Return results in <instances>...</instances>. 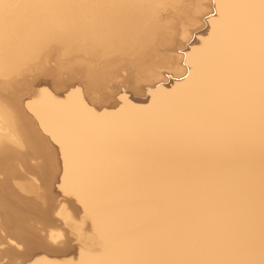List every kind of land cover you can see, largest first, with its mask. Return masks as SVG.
<instances>
[{
    "label": "bare ground",
    "instance_id": "6f19581e",
    "mask_svg": "<svg viewBox=\"0 0 264 264\" xmlns=\"http://www.w3.org/2000/svg\"><path fill=\"white\" fill-rule=\"evenodd\" d=\"M203 1L0 0V264H264V0Z\"/></svg>",
    "mask_w": 264,
    "mask_h": 264
},
{
    "label": "rangeland",
    "instance_id": "374dc122",
    "mask_svg": "<svg viewBox=\"0 0 264 264\" xmlns=\"http://www.w3.org/2000/svg\"><path fill=\"white\" fill-rule=\"evenodd\" d=\"M203 2H207V1L205 0V1H203ZM192 29H194V26H189V27H188V30H192ZM179 40H182V37H179V38L177 39V41H179ZM177 41H176V42H177ZM54 60H55V59L52 58L51 62H52L53 64H52V63L50 64V62H49V64H50L49 66H51V65H52V66L56 65L55 68H56V71H57V72L55 71V68H53V67L51 66V68H52V73H57V74H58L57 76L62 75V76L64 77L63 79H67V80L69 79V80H70V77H71V76L67 78V73H64V74H63V72H65V71L61 72V70H62V69H61V66L59 67V64L54 63ZM55 62H56V61H55ZM160 68L162 69V71L164 70V71H163L164 73H165V72H166V73H170V72H167V71H170L169 68H168L169 70L167 69V67H161V66H160ZM163 68H164V69H163ZM165 68L167 69V71H165ZM59 69H60V70H59ZM161 69H160V70H161ZM53 70H54L55 72H53ZM130 70H131L132 72H130ZM126 71H127L128 73H130V74H126V73H127ZM133 71H134V70L129 69V68H127L125 71H124V70H120V72L118 73V75H119V76L122 75V76H121L122 78L120 77V79H121L120 81H122V82H120L119 79L116 80L117 78H116L115 80L113 79V80L110 82V83L112 84L113 81H114L113 86H112L111 84H108V83H107V84L105 85V87H103L102 89H98L99 92H98V91H97V92L95 91L94 93L91 92V93H92V94H91V97H90V95H88L89 97H88V96H85V97L88 98V99H92V100L94 99V102H97L98 105H101L102 103L104 104V102H105V103H108V102L110 103V101L115 100V99H116V97H115L116 95H115V94H117L116 92H118L121 88L126 89V90L128 91L127 93H129V92L131 91V92L129 93V95H131V96H139L140 93L142 94V92H143V95H144L145 92H144V88H143V87L146 86L147 83L144 82L145 80H144V81H143V80H142V81H141V80H138V78H137L136 75H135V71H134V72H133ZM28 72H29L28 74H32V73H34L35 71L33 72L32 69H30ZM171 72H172V71H171ZM34 74H35V73H34ZM34 74H32L33 76L27 75V76H29V78H31V79H30L31 81H30L29 78H28V81H30V83L33 84L34 81H35V82L37 81L36 83L38 84V86H40V84H41V83L43 84L44 81L47 82V83L44 82V83H46L45 85H44V84H43V85L41 84L42 87L40 86V88H37V86H36L37 84L34 83V84H33V85H34L33 88L36 89V90H38V91H39L40 89L43 90V89H45V88H47V87L50 86V88L52 87V91H51L50 88H48V89H49L52 93L54 92L55 94H57V93H58V89H59V88H58V87H59L58 85L62 84L61 87L63 86V88H65V87H64V83L67 84V82H66L67 80L62 81V78H61L62 76H60V78H59V79H61V81H62V83H60V84L57 83V79H58V77H56V76L54 77V78H56V85H55V83H53V81H54V78H53V77H50V76H46V77H45V76H43L42 74H40L39 71H38V72L36 71V75H34ZM54 75H55V74H54ZM124 75H125V76H124ZM127 75H129V76H127ZM133 75H134V76H133ZM65 76H66V78H65ZM68 76H69V75H68ZM36 77H37V79H36ZM72 77H73V79H72ZM72 77H71V82L68 80V81H69V82H68L69 85L73 83L72 81L74 80V76H72ZM127 77H128V78H127ZM125 78L128 80V82H127V81H124ZM129 78L131 79V81H130ZM136 78H137V81H139V82H136V81H135ZM26 80H27V78H26ZM38 80H39V82H38ZM59 81H60V80H59ZM61 81H60V82H61ZM133 81H134V82H133ZM74 82L76 83V81H74ZM116 82H117V83H116ZM124 82H125V83H124ZM126 82H127V83H126ZM135 82H136V84H134ZM140 82H141V83H140ZM115 83H116V84H115ZM122 83H124V84H122ZM128 83H129V84H128ZM143 83H144L143 87H139V86H142V85H140V84H143ZM145 83H146V84H145ZM47 84H48V85H47ZM50 84H51V85H50ZM53 84H54V85H53ZM68 84H67L66 86H68ZM73 84H74V83H73ZM77 84H78V83H76V85H77ZM81 84H82V83H81ZM126 84H127V85H126ZM133 84H134V85H133ZM138 84H139V85H138ZM76 85L74 84V87H75V88H78V86H79L80 84H78V86H76ZM82 85H84V84H82ZM82 85H80V87H81ZM117 85H118V86H117ZM130 85H131V86H130ZM35 86H36V87H35ZM43 86H45V87H43ZM46 86H47V87H46ZM116 86L119 87V88L117 89ZM129 86H130V87H129ZM53 87H54V89H53ZM80 87H79V88H80ZM128 87H129V88H128ZM83 88H84V89H83ZM136 88H137L138 90H137ZM139 88H142V89L140 90ZM80 89H81V88H80ZM82 89H83L84 91L86 90L88 93H90V92L87 90V88H86L85 85L82 86ZM82 89H81V91H82V93H83L84 91H83ZM103 89H104V91H105V92H104L105 95H104V93H102ZM135 89H136L137 91H136ZM41 90H40V92H41ZM61 90H63V89H62V88L59 89V91H61ZM106 90H107L109 93H110L111 91H114L115 94H113L112 92H111L112 94H111V93H110V94H107V93H106V92H107ZM110 90H111V91H110ZM133 90H134L135 93H133ZM142 90H143V91H142ZM86 91L84 92V95H85V93L88 94ZM139 91H140V93H139ZM100 92H101V95H102V96L97 97L98 94L100 95ZM97 93H98V94H97ZM138 93H139V94H138ZM94 94H95V95H94ZM96 94H97V95H96ZM132 94H133V95H132ZM136 94H137V95H136ZM92 95H93L94 98L92 97ZM143 95H142V96H143ZM103 96H104V97H103ZM105 96H106V97H105ZM113 96H114V98H113ZM142 96H141V97H142ZM109 97H112V98H109ZM103 100H105V101L103 102ZM99 103H101V104H99ZM36 127H37V126H36ZM57 184L59 185V183H57ZM57 184H56V190H57V187H58ZM54 191H55V190H54ZM56 196L59 198V200H60L61 198L63 199V195H62V197H61V196L59 195V193H56ZM59 196H60V197H59ZM68 197H69V196H68ZM68 197L65 196V198H67V199H65V200L63 201L65 204H63V202H62V208H61V210L64 209L63 212L69 213L70 215L72 214V215H73L72 217H74V218L76 217L75 220H77V222H76V221H75V222H76L77 225H78V224H80L81 221H82V218L80 219V217H78V215H77V214L80 212V213H79V216H82V215H81L82 212H81V210H80V205H78L77 202H75V200H74L73 198L71 199L70 197H69V198H68ZM63 205H64L66 208H64ZM66 209H67V211H66ZM78 209H79V210H78ZM68 211H69V212H68ZM71 211H72V212H71ZM78 211H79V212H78ZM74 215H75V216H74ZM76 215H77V216H76ZM57 216H58V215H56L55 217L53 216V217H54L53 219L56 218V220H57ZM77 217H78V218H77ZM58 218H59V216H58ZM59 219H60V218H59ZM59 219H58L57 221H58L59 223H61V222H62V218L60 219V221H59ZM56 220H55L54 222L58 223ZM78 220H79V221H78ZM63 221H64V220H63ZM59 223H58V226L53 227V230H56V232H60L61 235H62V237H63V236H64V237H63L62 240H61L60 246H58L59 244H57L58 247L55 245L54 248H56V249H58V250H63L62 248H65V249H68V248L73 249V248H75V252H76V251L78 250L79 246H80L79 244H81L80 241H79V237H78V236H79V234H78L79 232L76 231L77 233H76V232L74 233L73 231H75V230H73L72 227H71V225H70V223H68V222H66V221H64V222H62V223L60 224L62 227L59 226ZM63 223H64V224H63ZM67 223H68V224H67ZM65 224H67V225H65ZM56 225H57V224H56ZM63 225H64V226H63ZM68 225H69L70 227H69ZM56 227H57V228H56ZM59 227L61 228V231H62V232L59 231V230H60ZM71 229H72V230H71ZM82 231H83V230H82ZM63 232H64V234H62ZM69 232H71V233H69ZM80 232H81V231H80ZM66 234H67V235H66ZM71 234H72V235H71ZM80 234H81V233H80ZM75 237H76V238H75ZM72 238H73V239H72ZM67 239H68V240H67ZM75 239H76V240H75ZM64 240H65L66 243H64ZM68 241H69L70 243H69ZM75 241H76V242H75ZM67 242H68V243H67ZM62 243H64V244L67 245V246L63 247L64 244H62ZM76 243H79V244H76ZM72 245H73V246H72ZM77 246H78V247H77ZM61 247H62V248H61ZM75 255H76V253H75ZM68 257L70 258V257H75V256H74V254H73V255H71V256L68 255ZM33 262H34V261H33Z\"/></svg>",
    "mask_w": 264,
    "mask_h": 264
}]
</instances>
